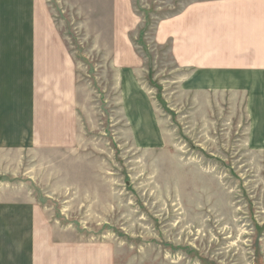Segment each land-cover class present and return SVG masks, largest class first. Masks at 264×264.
<instances>
[{"label": "rangeland", "instance_id": "1", "mask_svg": "<svg viewBox=\"0 0 264 264\" xmlns=\"http://www.w3.org/2000/svg\"><path fill=\"white\" fill-rule=\"evenodd\" d=\"M184 1L130 0L135 78L158 121L142 142L112 65V0H0V252L7 247L9 264L15 243H40L43 264L64 243L111 264H264V151L248 149L242 112L214 115L203 97L176 103L169 45L152 43L156 22ZM220 111L226 119L216 120Z\"/></svg>", "mask_w": 264, "mask_h": 264}, {"label": "crops", "instance_id": "2", "mask_svg": "<svg viewBox=\"0 0 264 264\" xmlns=\"http://www.w3.org/2000/svg\"><path fill=\"white\" fill-rule=\"evenodd\" d=\"M132 13L130 0H112L110 54L114 57L113 69L120 75L122 101L132 105L126 108L124 118L134 135L150 142L148 138L154 136L158 121L149 94L135 78L140 60L130 34L138 29L139 19ZM34 18L37 21V16ZM152 43L169 45L176 75V103L179 98L181 102L193 98L200 102L203 97L207 110L214 115L225 107L230 108L232 119L236 111L242 112L248 149L264 151V0L184 1L173 16L156 22ZM69 86L70 80L66 81ZM136 100L143 106H135ZM219 118L226 119L224 111L217 114L216 120ZM22 221L19 219L16 227ZM66 246L62 244L60 254L57 248L54 264H65L61 261L67 254H72L70 264H111V258L100 259L96 251L86 255L84 244H73L71 251ZM39 247L40 243H15V264H43ZM5 254H10L7 247L1 249L0 264H9Z\"/></svg>", "mask_w": 264, "mask_h": 264}]
</instances>
